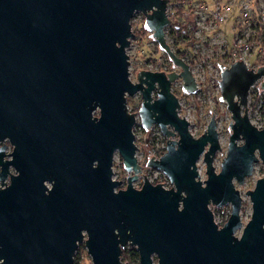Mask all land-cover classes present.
I'll list each match as a JSON object with an SVG mask.
<instances>
[{
  "label": "water",
  "instance_id": "obj_1",
  "mask_svg": "<svg viewBox=\"0 0 264 264\" xmlns=\"http://www.w3.org/2000/svg\"><path fill=\"white\" fill-rule=\"evenodd\" d=\"M168 4L0 0L8 89L32 88L39 103L29 146L8 125L19 173L1 188L7 174L1 166L0 264H73L81 244L91 264H127L121 261L127 245L136 248L139 264H154L152 256L156 264H264V175L245 193L251 216L239 239L233 236L242 227L235 183L243 185L256 163L264 166V127L256 128L248 117L249 91L260 80L259 89L264 87V66L248 69L239 59L220 73L231 133L216 172L213 161L221 147L214 114L194 138L171 91L178 79L186 93L197 84L165 40ZM137 13L179 73L142 71L130 80L127 49ZM137 93L141 104L130 113L127 98ZM137 117L143 129L156 126L166 138L165 152L148 167L166 177L169 189L146 178L140 189L133 187L140 172ZM145 148L151 151L143 148L146 158H153ZM116 153L133 174L122 190L113 180ZM228 204L230 216L218 229L209 206Z\"/></svg>",
  "mask_w": 264,
  "mask_h": 264
},
{
  "label": "rangeland",
  "instance_id": "obj_2",
  "mask_svg": "<svg viewBox=\"0 0 264 264\" xmlns=\"http://www.w3.org/2000/svg\"><path fill=\"white\" fill-rule=\"evenodd\" d=\"M177 7L176 4H171L169 2L168 15L174 11H172L173 7ZM139 14L136 18L139 21V26L143 24L142 17ZM232 16L228 17V19L219 26L218 32H209L206 31L207 22L204 21L206 18L203 15L198 19V28L201 30L198 32V43L203 44L205 49L210 48V52L208 55L202 53L201 47L197 50L198 57L196 60L191 61L190 54L193 52L194 47L192 48V41H187L185 36L182 34V38L179 40L185 41L183 44H179L176 47H173L171 38L167 34L168 28L165 29V40L168 44L171 45V50L175 53L176 50L184 51L185 57L184 60L189 64L193 76L197 82V89L193 93H186L182 88L181 79L176 80L172 87V93L178 98L180 104L179 116L181 118H185L190 126L189 131L194 138H198L206 129L208 122L212 117V113L214 114V118L217 123V131L219 134V144L221 150L215 154V158L213 161V166L216 172L220 169V164L223 158L226 155L227 144L229 134L231 133L229 129V124L231 121V115L226 108V103L221 99L220 92L217 86V82L219 79V74L221 70H223L224 66L227 68V53L225 47V40H227L228 44L231 43L232 34L231 27H233V17L238 15V9L235 7L232 11ZM190 16H183V18L178 17L175 19L174 24L181 27V29L185 28L186 33L188 29L192 26V24L196 25V21ZM209 46V47H208ZM208 47V48H207ZM230 50V48H229ZM207 53V52H206ZM127 55L129 56V72H130V80L134 81V71L137 67L142 66L147 68L148 70L158 69V65L160 63H166L165 67H161L164 71H175L178 72V69L175 67L168 68L169 61L165 59L164 52H159V54H155V42L152 38V34H148L144 40L137 41L133 40L131 42L130 39V47L127 49ZM151 59H155L156 62H149ZM249 69H257L259 66H264L263 64H259L256 60V56H251L248 59ZM168 63V65H167ZM132 74V75H131ZM262 80H260L255 86H253L249 91L248 96V117L253 126L258 129H263L264 127V87L259 89V84ZM128 99V108L133 110L136 106L137 98H127ZM133 133L135 136V145L137 146L136 158L139 165H144L147 161L143 148L147 145L149 152L146 148L145 151L148 155L151 153L154 157H158V154L161 153L163 147L166 144V138L161 136L156 127H152L149 130L142 131L138 127L134 130ZM173 140H177V136L172 138ZM242 142H239L241 144ZM197 169L200 175V179L203 181L206 179L205 175V164L202 161V157L197 162ZM128 175L126 171H124L121 163V159L119 155L116 153L113 160V179L114 180H124V177ZM143 175L149 180V182H158L163 183L164 187H169L170 184L167 181L166 177L160 172L154 169L146 172L144 171L139 175L138 181L133 183V187L137 188L143 182ZM264 175V166L261 162H258L254 165V170L250 178H247L243 185L239 186L235 183L236 189L240 192L242 197V207L240 211V217L243 224L247 223L251 216V203L249 198L245 196V193L254 188L255 182ZM228 207H222L217 210H213L215 221H220L224 215L227 214ZM128 256V254H127ZM128 264H138L136 262H132L131 260H127ZM73 264H91L90 257L87 255L86 249L83 244L78 246L76 250Z\"/></svg>",
  "mask_w": 264,
  "mask_h": 264
},
{
  "label": "flooded vegetation",
  "instance_id": "obj_3",
  "mask_svg": "<svg viewBox=\"0 0 264 264\" xmlns=\"http://www.w3.org/2000/svg\"><path fill=\"white\" fill-rule=\"evenodd\" d=\"M140 16L142 17V19L144 18L143 15H140ZM143 24L138 26V28L136 30L134 28H132V26H131V28H132L131 32L133 34V37L131 38L132 41L133 40L142 41L147 36L144 34ZM150 34H152V32H150ZM140 36H141V38H140ZM5 39H6V34H5V32H3L1 34V42H0V84H1V88H0V163H1L0 170H1V166H5L7 174H6L5 179L3 180V186L1 188H3L4 186H8L10 184L11 176L18 175V173H19L18 166H16L14 164L15 163L14 154L16 152L17 145L12 142V140L9 136L8 125L11 124V125H14L15 127H17L19 129V132H18L19 135L17 134V138L24 140L26 145L29 146L31 143V138L32 139L34 138L35 129H37L35 118H36V110L39 106V103L36 100V96H35L32 88H28V89L21 88V89L11 90V91L8 89V85H7L8 84L7 83L8 64H7V57L5 55V52H6ZM149 62L155 63L156 60L151 59ZM169 65L173 66L172 62H170ZM158 66H159L158 69H155V70H148L147 68H144L142 66L137 67L136 70L134 71L135 77H134L133 82L136 81L137 75L142 71L163 72L165 74L175 72L173 70H171V71L162 70L161 67H165L166 63L161 62L160 65H158ZM176 73H179V70ZM173 84H172V87H173ZM172 87H171V91H172ZM182 88H183V84H182ZM152 96H153V98H155L156 93L153 92ZM134 97L137 98L136 106L139 109V106L141 104V95L139 93H137ZM134 97H132V98H134ZM135 113H137V112H135ZM178 114H179V111H178ZM138 122H139V119H138ZM140 126L141 125L139 122V127ZM152 127H156V126H152ZM159 134H160V132H159ZM165 147H166V144H165ZM160 156L153 157L150 159L148 158L144 165H139L140 166V172L137 175V179L134 182L138 181L139 175L142 174L144 171H146V172L151 171V168L148 167L149 161L150 160H157ZM122 167H123V165H122ZM132 175H133L132 173L128 174L124 177V180H120L121 184L118 187V190H122V189L126 188L127 178L129 176H132ZM145 178L146 177L143 176V182H144ZM143 182L139 185V187H137L135 189H140ZM151 184L162 185L161 183H158V182H156V183L152 182ZM169 188H171V185L169 187H167L166 189H169ZM222 207H224V208L228 207L229 209L227 211V214L224 215V218L222 217V219L217 222L214 219L213 210H217V209H220ZM222 207L209 206V209L211 210V212L213 214L214 223L217 225L218 229L222 228L223 225L227 222V220L230 216V211H231V206L229 204L222 206ZM241 207H242V204H241ZM240 211H241V208H240ZM239 215H240V212H239ZM240 220H241V217H240ZM241 224H242V227L240 229H238L233 235L235 238H238V239L241 236L242 230H243L246 223L243 224L241 221ZM130 250H131V263L135 261V259L133 258V254L136 253L138 256V253H137L136 248L134 246H129V245H127L126 247H124L122 249L121 261H122L123 253L125 251H130ZM152 260H153V263L156 264L155 256H152ZM122 262L128 264V262H125V261H122ZM138 264H139V257H138Z\"/></svg>",
  "mask_w": 264,
  "mask_h": 264
},
{
  "label": "built area",
  "instance_id": "obj_4",
  "mask_svg": "<svg viewBox=\"0 0 264 264\" xmlns=\"http://www.w3.org/2000/svg\"><path fill=\"white\" fill-rule=\"evenodd\" d=\"M169 2L171 3V0H169ZM235 7L238 9V15L233 17L234 25L233 27H231L230 30L232 34L231 43L228 44L227 40H225V45L224 44L222 45L223 47H225L227 53L228 65L229 64L231 65L235 61H239V59H241L249 69L248 59L251 56H256V60L258 63H264V0H181L179 1L177 3L176 8L184 10L185 17L190 16L196 21V25L192 24V26L188 29L187 36H185V39L187 41L190 40L193 42L192 48L194 47V49L193 52L190 54L192 58L191 61L193 60L194 62V60H196V58L198 57L197 50L199 49V47H201L202 53H205L206 55H208V52H210L209 50L211 48V47L208 48L209 47L208 46L207 47L208 49H205L204 48L206 46L205 42L203 44L198 43V37L197 35L195 36V34H198V32L201 31L198 28V24H199L198 19L201 18L203 15H205L206 18L204 19V21L207 22L206 31H208V33L214 31L218 32L219 26L222 25L228 19V17L232 16L231 14L233 8ZM168 8H169V4H168ZM168 8H167V15H168ZM138 15L139 13L135 14L131 19V26L135 30L139 26V21L136 18ZM184 42L185 41H181V43L179 44L181 45ZM179 51L184 53V51L181 50ZM180 59H182L185 62L184 58H180ZM186 64L189 66L188 63ZM190 71L193 75L191 68ZM219 80H220V74L217 82L218 89H219V85H218ZM128 111L130 112L129 108ZM137 127L140 129L138 117L136 118V124L133 129L135 130ZM163 149H165V146L163 147Z\"/></svg>",
  "mask_w": 264,
  "mask_h": 264
},
{
  "label": "trees",
  "instance_id": "obj_5",
  "mask_svg": "<svg viewBox=\"0 0 264 264\" xmlns=\"http://www.w3.org/2000/svg\"><path fill=\"white\" fill-rule=\"evenodd\" d=\"M179 1H181V0H171V3H173V4H176V3H178ZM172 11H174V12H172V13H170L169 14V19H170V21H171V25H170V27L168 28V32H167V34L169 35V37L171 38V41H172V44H173V47H176L178 44H179V40L183 37V36H187V34L188 33H186V31H185V28L184 29H181V27L180 26H178V25H175L174 24V21H175V19H178V17H181V18H183V16H184V10H182V9H178V8H176L175 6L173 7V9H172ZM144 22V24H143V31H144V34L145 35H148L149 33H150V31L148 30V28L146 27V25H145V19L143 18L142 19ZM183 36H182V35ZM153 37V36H152ZM140 38H141V36H140ZM155 42V41H154ZM170 45V44H169ZM170 47H171V45H170ZM162 50L160 49V47L158 46V44L155 42V54H159V52H161ZM163 52V51H162ZM175 54L179 57V58H184V53H182V52H180L179 50H176L175 51ZM164 57H166L165 59L167 60V62L168 63H170L171 61L168 59V57H167V55L164 53ZM168 63H167V65H168ZM259 64H263V63H259ZM171 65H168V68L169 69H171ZM127 106H128V99H127ZM263 110H264V103H263ZM137 110H138V107L137 106H135L134 107V109L133 110H130V112L131 113H135V112H137ZM140 130H142V131H146V130H144L143 129V127H141L140 126ZM161 153H159L158 154V156H160V155H162L164 152H165V149H162V151H160ZM156 183V182H155ZM127 254H128V256H127ZM130 254V255H129ZM133 258L135 259V261L134 262H136V263H138V256H137V254L136 253H134L133 254ZM128 259H130L131 260V250L130 251H125L124 253H123V255H122V261H125V262H127V260Z\"/></svg>",
  "mask_w": 264,
  "mask_h": 264
}]
</instances>
